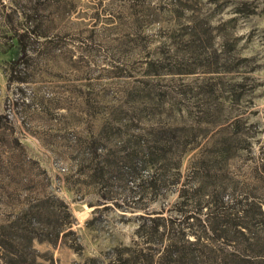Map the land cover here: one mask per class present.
<instances>
[{
	"label": "rangeland",
	"instance_id": "rangeland-1",
	"mask_svg": "<svg viewBox=\"0 0 264 264\" xmlns=\"http://www.w3.org/2000/svg\"><path fill=\"white\" fill-rule=\"evenodd\" d=\"M0 116L1 201L51 204L37 261L241 264L264 236V0H0Z\"/></svg>",
	"mask_w": 264,
	"mask_h": 264
},
{
	"label": "trees",
	"instance_id": "trees-1",
	"mask_svg": "<svg viewBox=\"0 0 264 264\" xmlns=\"http://www.w3.org/2000/svg\"><path fill=\"white\" fill-rule=\"evenodd\" d=\"M25 36L26 32L20 33L18 40L23 50L26 48L23 43ZM7 191L4 185H0V264H45L37 261L43 255L33 247L32 242L34 239L51 240L39 220L44 211L50 210L48 198L40 197L29 203L18 202V199L14 203H3L1 200L4 197L16 195L14 191ZM261 213L264 215V210L261 209ZM244 242L253 248L254 253L239 254L238 261L241 264H264V236H244ZM175 247L176 242L170 239L165 253Z\"/></svg>",
	"mask_w": 264,
	"mask_h": 264
}]
</instances>
